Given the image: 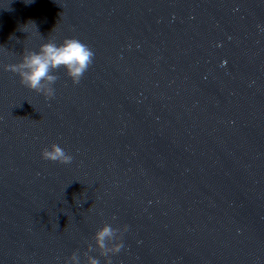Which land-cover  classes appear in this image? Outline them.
I'll return each mask as SVG.
<instances>
[{
  "label": "water",
  "instance_id": "95a60500",
  "mask_svg": "<svg viewBox=\"0 0 264 264\" xmlns=\"http://www.w3.org/2000/svg\"><path fill=\"white\" fill-rule=\"evenodd\" d=\"M259 11L260 0H0V264L74 252L81 264H264ZM65 38L94 53L79 84L55 70L46 99L7 70ZM52 144L72 162L42 159ZM105 224L124 245L107 257L95 245Z\"/></svg>",
  "mask_w": 264,
  "mask_h": 264
},
{
  "label": "clouds",
  "instance_id": "9594fccd",
  "mask_svg": "<svg viewBox=\"0 0 264 264\" xmlns=\"http://www.w3.org/2000/svg\"><path fill=\"white\" fill-rule=\"evenodd\" d=\"M24 2L31 4L35 0H24ZM258 27L260 26L258 25ZM36 31L38 32L37 29ZM93 56V51L80 40L65 38L59 44L55 41H47L42 43L38 50L26 51L21 60L8 65L7 70L18 74L25 87L44 95L46 99H51L55 95L52 85L58 79L55 70L63 68L72 82L79 84L81 77L92 63ZM41 158L61 164H70L73 160V156L59 144L45 147L41 152ZM126 230L127 227L124 228V231ZM119 231L110 224H105L96 231L95 245L100 249L101 255L107 257L109 254L118 253L123 248V241L117 235ZM68 264H81L77 253L74 252L71 255ZM87 264H100V260L88 256Z\"/></svg>",
  "mask_w": 264,
  "mask_h": 264
}]
</instances>
